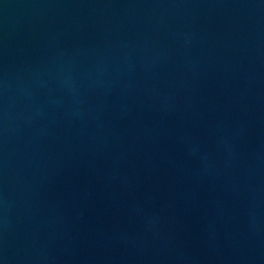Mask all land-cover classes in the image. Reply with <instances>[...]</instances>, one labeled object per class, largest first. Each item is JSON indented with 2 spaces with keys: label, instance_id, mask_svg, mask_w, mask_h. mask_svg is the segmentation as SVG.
<instances>
[{
  "label": "water",
  "instance_id": "obj_1",
  "mask_svg": "<svg viewBox=\"0 0 264 264\" xmlns=\"http://www.w3.org/2000/svg\"><path fill=\"white\" fill-rule=\"evenodd\" d=\"M0 264H264V0H0Z\"/></svg>",
  "mask_w": 264,
  "mask_h": 264
}]
</instances>
